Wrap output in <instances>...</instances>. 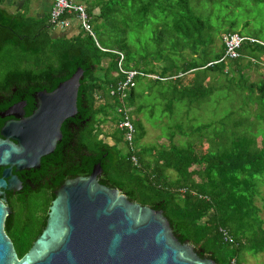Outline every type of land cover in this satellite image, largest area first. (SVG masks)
<instances>
[{"label":"trees","instance_id":"1","mask_svg":"<svg viewBox=\"0 0 264 264\" xmlns=\"http://www.w3.org/2000/svg\"><path fill=\"white\" fill-rule=\"evenodd\" d=\"M31 1L0 0V94L14 89L28 97L40 89L53 90L77 68L83 74L76 114L65 120L61 143L42 158L40 171L31 175L30 187L8 195L10 213L4 218L3 232L16 258L40 234L53 191L65 180L88 176L95 164L101 169L98 184L116 189L134 204L160 210L172 235L190 246L196 260L242 264L244 255L262 253L263 222L254 200L259 195L257 177L264 173V139L258 148L255 136L220 135L217 125L209 123L194 128L195 133L205 130L197 144L188 140L190 143L180 146L171 141L173 132L185 137L177 124L172 132L168 130L172 134L166 137V145L135 147L133 143L143 137V131L126 110L132 93L126 91L124 98L117 92L109 94L125 79L119 69L153 75L156 78L149 81L155 83L169 81L180 88V99H189L188 103L210 94L206 74L241 83L245 76L240 69L242 59H251L258 49L264 51L260 45L264 43L234 31L236 23L227 16L236 12L235 7L218 1L225 5V14L215 17L224 28L221 31L192 8L202 0H78L84 4L91 35L78 29L66 37L52 31L50 0L47 11L37 14L30 13ZM95 8L97 15L92 13ZM69 18L64 13L59 19ZM149 24L154 26L149 37L153 50L135 55L125 42L126 32L141 31ZM97 32L106 33L104 39L112 35L114 47L101 46L95 38ZM233 34L244 40L235 50L237 56L229 59L224 56L223 37ZM214 35L219 41L217 50L212 49ZM117 53L122 55L120 62ZM249 64L248 60L243 67ZM248 84L252 91L254 84ZM262 87L256 91L260 93ZM122 112L128 115L133 131L129 143L126 130L118 128ZM228 127L235 133L233 123ZM202 141L206 143L203 150Z\"/></svg>","mask_w":264,"mask_h":264},{"label":"water","instance_id":"2","mask_svg":"<svg viewBox=\"0 0 264 264\" xmlns=\"http://www.w3.org/2000/svg\"><path fill=\"white\" fill-rule=\"evenodd\" d=\"M82 74L77 68L53 90L37 92L28 117L0 128V189L18 191L10 171L37 169L40 158L52 152L61 123L76 114ZM100 173L95 164L88 176L65 180L53 192L41 232L20 258L3 232L10 211L0 200V264H214L196 260L190 246L172 235L160 210L98 184Z\"/></svg>","mask_w":264,"mask_h":264},{"label":"rangeland","instance_id":"3","mask_svg":"<svg viewBox=\"0 0 264 264\" xmlns=\"http://www.w3.org/2000/svg\"><path fill=\"white\" fill-rule=\"evenodd\" d=\"M34 1L36 0H32L29 4L30 13H32L31 7ZM72 1L84 6L78 0ZM208 1L202 0L199 4H192V8L195 9L197 14L207 16L208 23L214 29L217 27L221 29L220 21H216L215 17L217 15H224L225 10L223 7L230 4L235 7L236 12L229 14L227 19H233L234 23H236L234 31L242 35L254 36L258 41L264 43V0H257V2H252V0ZM218 1L225 5H221ZM18 6L16 5L15 7ZM211 6L215 8L210 10L212 8ZM12 9L10 8L9 11H13ZM92 13L97 15L98 8H95ZM244 23L248 25L244 27ZM72 24L75 23L73 22ZM72 27L74 26L72 25L70 28ZM153 27V25L149 24L141 31L133 29V31L126 32L125 42L133 54L139 55L142 52L148 54L153 50V46L149 42ZM70 28L59 30L58 35H64L66 37L74 35V33L67 31ZM223 30L224 28L221 29V31ZM52 31H55V29H52ZM105 37L106 33L100 34L97 32L95 38L101 46L114 47L113 36L111 35L109 39H104ZM218 46L219 41L217 36L214 35L212 49L217 50ZM106 62L107 60H104L103 63L106 64ZM247 62L248 59L244 58L241 61V65L244 66ZM227 63H230V61L225 63V67ZM259 66L257 70H253L249 66L247 69L244 68L242 70L245 76L241 83L238 82L241 84L240 88H237V82H234L236 85L227 82L221 75L206 74L209 79L207 84L211 86L209 87L210 94L208 93V96L204 100H192V103H188L189 99H180V92H178L180 88H174L169 81L155 83L149 81L151 80L149 78L135 76L132 79V86L126 90L132 93L131 104L127 106L126 110L129 111L130 119L139 122L143 131V137L139 141H134V146L150 148L151 146L161 144L166 145V137L172 134V127L177 124L181 125L180 130L185 137L178 132H173L174 134L171 138L172 143L185 146L192 141L194 144H197V138L199 135L203 136L205 130L195 133L193 132L194 128L201 124L213 123L217 125L216 131L220 135H223V132L224 135L238 134L242 136H255L256 146L259 148L262 144V139H264V68H262V65ZM137 68L140 69L141 66L139 65ZM228 75L230 76V74ZM258 75H261L259 83ZM248 83H255L254 90L260 85L263 86V91H260L258 94L257 91L252 92L248 90ZM104 123L105 121L99 127ZM232 123L235 127V133L231 132V129L228 127V124ZM237 123L238 126H235ZM168 130L171 132H168ZM138 132L139 128L136 127L135 135ZM121 148L122 150L124 149L122 145ZM205 148L206 143L204 142L201 149L203 150ZM170 176L172 175L170 174ZM256 185L259 195L255 198L254 204L259 209V217L263 222L262 227L264 229V173L262 176L257 177ZM242 264H264V247L260 254L254 256L244 255Z\"/></svg>","mask_w":264,"mask_h":264},{"label":"built area","instance_id":"4","mask_svg":"<svg viewBox=\"0 0 264 264\" xmlns=\"http://www.w3.org/2000/svg\"><path fill=\"white\" fill-rule=\"evenodd\" d=\"M50 17H49V23L53 26V29L55 30H63L67 29L69 22L71 20H75L78 26V29L89 33L90 32V25L88 23V17L86 15V12L84 10V7L80 5L79 3H76L72 0H50ZM67 14L70 16V18L60 20V16L63 14ZM244 40V38L237 36L236 34L230 35V36H224L223 42L225 44V52L224 56L229 59H233L237 56L235 50L240 46L241 42ZM249 42H252L251 39H248ZM260 45L264 46V44ZM119 55V62L122 59V55L120 53H117ZM118 62V65H119ZM121 73L124 74L125 79L122 82H118L114 88V90H110L109 94L112 96L114 93H119L121 98H124L125 92L127 89H129L132 86V79L136 75H142L146 78L155 79L156 77L153 75H145L140 74L136 71H122L119 69ZM118 128L125 129V140L130 142L132 138V128L131 125L128 122V115L125 112H122V119L118 123ZM232 263V262H231Z\"/></svg>","mask_w":264,"mask_h":264},{"label":"flooded vegetation","instance_id":"5","mask_svg":"<svg viewBox=\"0 0 264 264\" xmlns=\"http://www.w3.org/2000/svg\"><path fill=\"white\" fill-rule=\"evenodd\" d=\"M41 91L49 92L51 90L40 89V90L32 92L30 95L28 94L27 95L28 97H24L25 95L20 94V91L14 90V89H10V91L3 93V94H0V108H1L0 109V128L3 126L4 123H6L8 121L17 120L15 117H18L19 119H23V118L28 117L32 113V111H34V109H35V107H34L35 101H34L33 96L37 92H41ZM64 123H65V121H63L61 123L60 129H59L60 135H61L60 140L55 144L54 149L52 150V152L50 154L54 153L56 145L58 143L59 144L61 143V139H62L61 128L63 127ZM82 123L83 122H81V125H82ZM69 125L71 126L72 123H69ZM50 154H48V155H50ZM48 155H46V156H48ZM46 156H44V157H46ZM44 157H42V158H44ZM64 157H65V154H64ZM42 158H40V160H39V167L37 169H30L27 171H18V172H14V170L12 169L10 171V174L12 176L16 177V179L19 181L20 189L16 192H12L11 190H7V188L0 189V200L4 204V206L7 205V202H8L7 198H8V195L10 193L13 195L18 194V193H22L23 189L25 187L31 186V175L34 173H38L40 171V162H41ZM1 172H2V168H0V176H1ZM6 180L7 179H5V181Z\"/></svg>","mask_w":264,"mask_h":264},{"label":"crops","instance_id":"6","mask_svg":"<svg viewBox=\"0 0 264 264\" xmlns=\"http://www.w3.org/2000/svg\"><path fill=\"white\" fill-rule=\"evenodd\" d=\"M48 8H49V0H45V1L36 0V1H34L32 3L31 11H32L33 14L34 13L37 14L40 11H42V12L47 11ZM73 22L75 24H72ZM72 25L74 27L70 28ZM76 25H77L76 21L75 20H71L69 22V25H68V28H70V29L67 30V31L70 32V33H74V35H75L78 32V26L75 28ZM55 34H56V32H55ZM246 58L250 62L249 67L252 68L253 70H257V68H258L259 65H262L263 66L262 68H264V51L263 50H259L258 49L257 51H254L252 53V56L250 57L251 59H249L248 57H246ZM244 68L247 69V67H243V66L240 68L241 69V73H242V70ZM258 77H259V80H258V83H259L260 82L261 75H258ZM253 84H255V83H253ZM252 91H256V90L252 89ZM262 91H263V89H262ZM258 94H259V92H258Z\"/></svg>","mask_w":264,"mask_h":264},{"label":"clouds","instance_id":"7","mask_svg":"<svg viewBox=\"0 0 264 264\" xmlns=\"http://www.w3.org/2000/svg\"><path fill=\"white\" fill-rule=\"evenodd\" d=\"M146 78V77H145ZM149 79H151V78H149Z\"/></svg>","mask_w":264,"mask_h":264}]
</instances>
